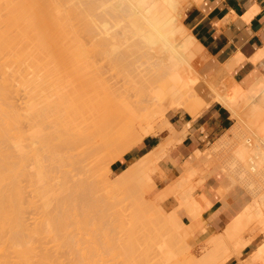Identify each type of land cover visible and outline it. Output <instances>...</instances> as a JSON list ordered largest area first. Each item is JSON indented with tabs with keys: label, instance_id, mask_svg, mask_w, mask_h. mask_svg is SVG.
I'll return each mask as SVG.
<instances>
[{
	"label": "rangeland",
	"instance_id": "rangeland-1",
	"mask_svg": "<svg viewBox=\"0 0 264 264\" xmlns=\"http://www.w3.org/2000/svg\"><path fill=\"white\" fill-rule=\"evenodd\" d=\"M53 1L51 0L52 4H54ZM60 1L62 2V0H57V3L55 2L57 5H54L63 9V5H66V3L68 2V4L65 6V8L67 7V10L65 9L64 12V10L61 9L62 16L65 14L69 17L70 13L68 10H71L72 18L73 15H76L77 17L83 19L84 22H81V25L76 23L75 25H72L79 18H73L75 19L74 21L71 17H69V25H72L69 31L72 30L71 28H78V26L76 25H79L80 30L82 29L83 31H80L79 28L78 31L77 29H73L72 34L77 32L75 34L79 36L82 35L83 32L85 33V31L88 33L89 27L91 26L90 23H92V19L89 18L91 22L89 21V19L87 20L88 13H86L87 5L85 4V2L84 6L86 7H83L84 9L81 10V4L83 3H79V5H76L78 4L77 1H75V3L77 2L75 4L74 0H63V3L66 1L67 2L65 4L62 3V5L60 4L62 6L61 7L58 6V3H61ZM71 1L72 3H70ZM179 2L181 3V0H179ZM45 6L46 5H44L43 7L46 11L44 9L43 11H45V13H49L50 8H47L48 6ZM80 6L81 8H79ZM78 11L80 12L77 15ZM180 15L181 11L179 14V24L181 23L184 31L183 35L181 36L177 34L180 38H178L177 35H174L179 39L178 42H182L181 40L183 39L184 41H186L185 39L190 36L189 31L181 22ZM81 16L86 18V20ZM71 20L73 21V23L71 22ZM80 21L78 22L80 23ZM84 24L86 25L87 29L85 28ZM84 29L86 30L84 31ZM79 31L81 33H79L78 35ZM72 34L70 33L69 36H71V39H74L76 36H73ZM83 35L86 36V33ZM72 44L73 43L71 42V44L69 43L65 45L67 46L69 51L72 50ZM187 46L188 47L187 49H185V54L192 56L190 60L191 62H189L191 64L190 67L193 66L192 70H189L191 68L189 66L188 68L185 63H182V65H180V68L183 67L187 72L180 75V78H170V76L167 74V72L170 70V66H168L164 71V77H161L163 75L162 70L160 71V77H157L158 75H154L151 77L156 83H158L155 84V82L152 80L153 83L151 84V88L153 86V88L155 87V90L151 94L152 96H154V93H156L157 91L156 94L157 96H159V99L162 98V96L158 94L159 92L156 86L159 85V83H162V81L164 82L169 79V85H171L172 87L178 86V89L182 90L180 91L178 97L171 96L167 99L168 101H164L167 102L165 104V107L166 105L168 107L167 110H164L166 112L163 113V110L161 111L163 115H156L158 114L157 112L153 120L147 119L141 121V125L133 132V136L135 137L136 135H139L137 136L139 139L137 137L133 138L131 136V130L127 128V125H125L123 119L124 114L117 109L111 110L108 113H103L105 123L107 124V126H105L107 130H105L104 132H99L100 128H94L93 123L88 119L87 115H81L74 110L73 103L75 101V96L79 95L81 97L83 93L87 91V84H89L86 75L83 74V70L80 71L79 75L74 71H72V74H68V72L64 73L62 72L64 66H62V64L57 61V74L59 75L58 80H53L51 77H46L41 74V85L44 87V90H42V92L40 93L39 99L34 97V99H38V101L34 100L33 96L32 99L30 98L31 100H34V103L29 101L31 91L25 92L29 91V88L31 90V87L28 86L30 84H26L21 87L19 86L20 90L18 89L17 95L12 96V101L13 104L15 103L14 105L16 108H21L26 113L25 118L21 124L22 132L25 136L29 133L27 126L31 124V120L33 119L31 117L30 111L28 110L35 107H32L33 104L37 105L38 103L41 110L40 131L42 135L46 133V141L48 144L46 148L43 149L42 145H44V138H42L43 140L41 139L42 143H40V140L39 143L35 142L36 145H34L35 138L32 135H29L32 132L28 134L29 136L27 135L28 138H30V136L31 138H34L32 139L34 140L33 144L32 142L31 144L33 145V148L35 147L34 149H37V153L40 154L42 166L41 190H39L41 193L36 194L37 192H34V189L32 188L33 186L27 178L29 176H26L28 174L27 172H29L28 170H26L27 172L25 171L26 178H24L23 180V190H21L23 191L22 194L24 201L22 209V214H24L22 218L24 220L25 230H23V232H25L26 230L30 232V229H33L36 223L37 226L34 227L35 231H37V233L41 231L40 234H37L33 231L34 229L32 230V233L34 232L35 234L41 236V240L40 236H35L30 241L29 237L31 234L26 233L28 235L27 236L23 233V239L26 241V238H28V240L30 241L28 242V244L30 243L29 248L31 249V246H33L31 249L32 252H29L34 253L37 250L35 253H40L41 251L42 256L44 255V253L48 252V247H50L48 240H50V237H47L46 229L49 232V229L54 227V229H52L54 231V235L52 234V232L50 233V236L53 235L54 238H56L54 239L55 245L50 242L51 246H54L51 247V249L49 248V252L47 254H50L52 256L55 264H218L223 259H212V250H222L223 257L229 256V250L224 251L222 248L213 247L212 245V243H216V241L220 239L222 230L225 229L226 225L223 227H219L218 229H216V231L212 230V228H206L202 224L200 218L198 219L196 213L199 212L200 215L201 211L209 205L210 201H206L207 198L203 194H201V200L198 198L196 199L193 194L197 185L202 180H204V178L206 177L205 175L207 173H210L212 170L216 169L224 175H226V173L231 174L232 172L233 176L237 177L235 176V174H237V171L233 167L240 166L242 161V159L240 161V157H238L237 155V146H239L240 144L243 145L242 142H245L248 145V147L246 144V146L243 145L244 148H247L246 151L248 150L249 152V149H252L250 153L253 154L257 151H260L262 147L258 143V137H264V125H255L256 128L258 127L260 129L254 130L256 129L254 126L251 128L250 124L245 125L246 123H248L245 116L242 118V116L236 115L238 117H236V123H238V129L236 131L237 133H239V137L232 136L225 144L221 143L217 145V143L215 142L208 144L205 150L199 152L201 158L198 163H195L194 165L192 163L187 164L184 167L182 173L179 175L182 178H180L179 176L176 177L174 181L170 182L164 189L161 190H159V188L164 185L165 178L164 173L157 162L151 168V171H149L151 172L150 174L152 176L150 181H145L139 176H135V174L133 173V171L149 157V153L152 150L147 152L144 156H141L140 159L129 165L121 172H118L119 170L110 169L111 163L121 157L122 154H124L129 148L135 145L140 140V138L145 135L144 133L146 132V130H149L150 132L160 131L158 136H160L162 134L161 132L165 130L169 131V133L176 132L167 119L172 109L180 108L183 110H187L186 107L190 104H188L187 102L192 101L191 104H194H190L188 108L191 111L190 113L195 114L197 113L195 110L198 111L200 109V107L198 106H203L204 103L201 94L199 93V89L201 90V87L197 84L198 79H201L200 73H198L200 55L199 49L197 48V44L195 43L194 39ZM53 57H55V59L57 60V54H54ZM101 63L103 62L100 61L99 64ZM117 69L120 71L119 76H122V71H132L134 68L127 66L126 64H118ZM193 69L195 70V72L193 71ZM6 70L9 69L7 68ZM189 71H191L192 74H190L192 76L197 75V77L195 76L196 79L194 80L196 81L195 86L193 85L195 83L194 81H190V83L187 84L189 79L186 78L189 75ZM42 72H44V69L42 70ZM166 75L169 77L165 79ZM130 77L134 79L133 75H131ZM188 77L192 78L190 75ZM17 79L18 78L14 80V83L19 84L21 81ZM170 80L173 81V84H171ZM176 80L177 82H175ZM188 85H190V87ZM211 85L213 88V84ZM25 86L27 87V90H25ZM192 86H194L197 90H195ZM186 88L187 90L191 88V90L186 91ZM193 89L195 91H193ZM23 92H25V94H23ZM184 92L186 94L189 92V95H186ZM28 94L29 97H26L28 96ZM239 96L241 97L242 95ZM193 97L195 98L193 99ZM238 97L233 98V102H237V100L240 98ZM25 98H28V100ZM182 99L184 101H182ZM188 99H190L191 101H188ZM240 99L241 101L243 100L242 98ZM24 102L26 103V105L23 108V104H25ZM29 102L31 103V106ZM51 104H55V109L51 106ZM174 104L177 107H175ZM27 105H29L28 108ZM246 107V102H243L239 105L238 110H240L242 115ZM256 113L258 112L256 111ZM256 113L254 114V111L252 112V118L254 120L252 123L254 124H258L260 118L262 117L260 113ZM27 115L29 118L26 117ZM29 121L30 124H28ZM30 127L32 128V124L30 125ZM30 127L29 130L31 129ZM236 131L234 132L236 133ZM179 138L180 137H178L176 140H179ZM174 139L175 138L170 139L168 147L174 141H176ZM30 141L25 142L31 145ZM163 141H161V143H159L154 148L155 151L167 145L164 144ZM25 142L24 145L26 146ZM9 143H11V141ZM37 144L39 145L37 146ZM251 144L252 146L254 145V149L252 148ZM32 145L30 146V148H26L25 146H23L24 153L26 151L28 153H33V150L31 149ZM36 146H40L39 149ZM44 150H46L45 155H43ZM162 153L159 155V159L163 156L164 153ZM250 155L252 156V154ZM232 157H237L236 159H239V162L231 161L233 163V170H231L230 172L228 164L230 163L229 161ZM238 163H240V165ZM221 168L224 169L221 170ZM223 170H225L224 172L226 173H224ZM129 172L132 174H130ZM134 172L138 174L137 171ZM263 173L264 172L257 175L259 179L257 178V176H252L251 179L253 183L248 184L247 182H238L240 184L238 189L241 187L244 190V192L240 193V195L246 198V203L251 204L249 210L247 211L248 215L251 218V222H249L250 224L248 227L249 231H244L243 236L247 237L250 235L245 239L246 242H251L255 238L254 245H257L260 240L264 239ZM224 180L225 182H222V184H218V187L216 188L222 191L221 192L220 190H216V192H219H217L219 195L220 192L223 195L228 193L226 192V190L228 189L230 184L228 183V180ZM258 180L260 181L259 183L261 185L258 183ZM249 181L252 182L251 180ZM27 182L28 184H30L27 185ZM234 182L231 186H234ZM68 184H70L72 187L69 186V188H67ZM74 184L76 186H74ZM172 188H174V190ZM54 194L56 196L55 199L53 197H50L54 196ZM169 195H173L176 198L177 206L183 205L187 207V204H185L187 198L188 200H198V203L196 204L193 201L192 209L190 211H186L187 209L185 210L190 217L189 222L184 223L176 213L175 209H168L165 207V205L163 204V199ZM53 199L56 201V206H52L54 204H51L52 201L54 202ZM52 207L57 210L56 214L55 209L53 210ZM48 210L52 215L48 213ZM193 210L196 212H194ZM54 214L57 216H55ZM50 216L54 217V220L53 218H48ZM258 216H260V218H262L263 220L261 219L262 221L260 220L258 222V220L260 219H258ZM33 217L37 220V222H35L36 220L33 219ZM50 219L53 220V222L56 221V223H51L52 227L49 228L48 225L50 224ZM47 221L49 222V224L47 223ZM52 224H54L55 226ZM25 225L30 229H26ZM186 231H188L189 237L187 236L185 239H183L182 234H184ZM34 235H31V237ZM36 237H38V239H35ZM33 239L36 240L35 243L33 242ZM37 243L41 245V248L39 247V245H35ZM34 245L36 247L38 246L37 249L34 248ZM45 248L47 249V251ZM38 249L40 251H38ZM251 253L248 258L249 262H251Z\"/></svg>",
	"mask_w": 264,
	"mask_h": 264
},
{
	"label": "bare ground",
	"instance_id": "bare-ground-1",
	"mask_svg": "<svg viewBox=\"0 0 264 264\" xmlns=\"http://www.w3.org/2000/svg\"><path fill=\"white\" fill-rule=\"evenodd\" d=\"M56 1H53L54 4L57 3ZM75 1H77L78 4H76L77 2L75 3ZM66 2L63 3L62 0L61 3H58V6H61L62 3L65 4ZM84 2L87 5V12L85 11L86 13H88V17L86 16L87 20L89 18L92 19V23H90L91 21L89 19V23L91 24V26L89 27V31L87 30L88 33L85 31L87 28L84 24L86 28L84 29L86 36L83 35L85 34L84 32L82 33L83 36L79 35V33H81L80 31L83 30H80V26L76 25L80 30L78 32L79 36H77V34H75L77 32H73L74 34H72L73 29H77L78 31V28L76 26V28H71V32L69 31V29L72 25H75V23L81 25V22H84L80 17L73 15V18L79 19H77V21L74 22V24H72L71 26L69 25V17H71L72 15L71 10H68L70 13L69 17L64 13L63 16L61 15L62 10H64L65 12V9L67 8H65V6L68 4V2L66 3V5H63V9L57 7V4H52L51 0H0V264H55L52 256L50 254H47L49 252V248L51 249V247L55 245L54 239L56 238H54V231L52 230L54 229V227L50 228L52 227L51 223H56V221L53 222L54 217H48L53 218V220L50 219V224L47 221V223L50 225H48V227L50 228H48L49 232L46 229L47 237H50V240H48L50 247H48L47 245L48 252L44 253L43 256L39 249L38 251H40V253H35L38 247H36L35 245H39L38 243L34 245V248H36L35 252L33 249L34 253H31V249L33 246H31L30 249V243L28 244V242H30L32 238H34L35 236H40L37 234H40L41 231H38L39 233H37V231H35L34 229V227L37 226V223L34 227L32 226L34 230L26 227L25 225L26 229L28 228L31 230V233L28 230H26L27 232H23V230H25L24 220L22 218L24 214H22L24 201L22 194L23 191L21 190H23V180L24 178H26V170L29 171H26L28 173L26 176H29L27 178L31 182L34 192L36 191V194L41 193L39 191L41 190V159L40 154L37 153V149H34L35 147L33 148L32 144L34 140L32 139L35 138L34 143H39L40 140L44 138V145H42L43 149H45L48 144L46 141V133L42 135L40 131L41 110L38 103L37 105H32V107L35 106L31 108L32 110L30 109V107V110H28L30 111L31 117L33 119L31 120L32 128L30 127V121L28 122V124L30 125L27 126L29 133L32 132L33 134H28L32 135L34 138H31V136L30 138H28V134L26 136L23 134L21 124L25 118L26 113L23 109L16 108L14 105L15 103L13 104L12 101V96L17 95L19 86L21 87L26 84H30L28 86L31 87V90L29 88V91H25L27 90V87L25 86L26 89L24 91H31L30 97V93L26 97H29V101L34 103L33 101H38L40 93L42 92V90H44V87L41 85V74L46 77H51L53 80H58L59 75L57 74V61L60 62L62 66H64L62 70V72L64 73L68 72V74H72V71H74L79 75L80 71L83 70V74L86 75L89 84H87V91H85L81 97L79 95L75 96V101L73 103L74 110L81 115H87L88 119L93 123L94 128H100L99 132H104L105 130H107V128L105 127L107 126V124L105 123L103 113H108L111 110L117 109L124 114L123 119L125 125H127V128L131 130V136L133 138H136L139 135H136L134 137L133 132L141 125V121L147 119L153 120L157 112L158 114L156 115H163V113L166 112L164 110H167L168 107L167 105L165 107V104L167 102L164 101H168L167 99L171 96L178 97L180 91L182 90H179L178 86L172 87L171 85H169V79L164 82L160 80L162 81V83H159V85L156 86L159 92L158 94L162 96V98L159 99V96H157L156 94L157 91L156 93H154V96H152L151 94L155 90V87L153 88L152 86L151 88V84L153 83V79L151 77L154 75H158L157 77H160L161 70L163 71V75L161 77H164V71L168 66H170V70L167 72V74L170 76V78L177 79V77L180 78V75L187 72L183 67L180 68V65H182V63H185L187 67H190L191 65L189 62H191L190 60L192 56L186 55L185 49H187V45L193 41V38L191 36H188V38L185 39L186 41H184L183 39L181 40L182 42H178V38L180 37L177 34L181 36L183 35L184 31L181 23L179 24V14L181 11L179 0H74V3L76 5H79V3H83L81 4L82 8L81 6L79 7L81 8V10L84 9L83 7H86L84 6ZM70 3H72V1ZM44 5L48 6L47 8H50L49 13H45L46 10L43 7ZM43 9L45 11H43ZM79 12L80 11L77 12V15L79 14ZM84 19L86 20V18ZM111 19L114 21H112ZM73 20L75 21V19ZM78 21H80V23ZM71 22L73 23L72 20ZM68 32H70L73 36L75 35L76 37L74 39H71V36H69L70 33ZM174 35H177L178 38H176ZM71 42L73 43V47L71 45L72 50L70 48L71 51H69L67 46L65 45L69 43L71 44ZM54 54H57V60L55 59V57H53ZM100 61L103 63L99 64ZM118 64H126L127 66L133 67L134 69L132 71L124 70L122 71L124 74L122 73V76H119L120 71L117 69ZM7 68L9 70H6ZM190 68L191 69L189 70H192L193 66H191ZM43 69L44 72H42ZM193 71L195 72L194 69ZM188 73L192 78H189V75L187 76L186 79H189V81L187 80V84L190 83V81L193 82L197 77V75H195L196 77L194 75L192 76L191 71H189ZM131 75H133L134 79L130 77ZM169 76L166 75L165 79ZM16 78L21 81L19 84L14 83V80ZM175 82H177V80ZM194 82L195 83L193 85L195 86L196 81ZM155 84L158 83L155 82ZM171 84H173V81H171ZM188 86L190 87V85ZM191 88L188 89L191 90ZM194 89L193 91L197 90ZM185 90L189 91L187 90V88ZM25 92H23V94H25ZM236 93L231 95H227L228 93H224V96H221L219 94L217 95L222 101L224 100V103L229 101L228 106L230 105V103H232V105L233 103H235L232 100L233 98H237L242 94L243 96L240 97L243 99L242 101L245 103L248 100V98H246L247 96H245V93L241 92L242 94L240 93L239 95H236ZM32 96L33 99L34 97L38 99L31 100ZM194 98L195 97H193V99ZM25 99L28 100V98ZM190 99H188V101ZM182 101L184 100L182 99ZM191 102L187 103L191 104ZM190 104L186 107L187 110H189L188 107L190 106ZM193 104L194 103H192L191 105ZM251 104L252 109L249 108L252 110H250L251 113L253 111L254 114L256 113V111L260 113L262 112V110H264L260 109L264 107V88L261 92L260 99L255 103H253L252 100ZM25 105L26 103L23 104V108ZM28 106L29 105H27V108ZM51 106L55 109V104H51ZM198 107L201 108V106ZM232 107H234V105ZM161 111L163 113H161ZM195 111L197 112V110ZM189 112L191 111L189 110ZM26 117H28V115ZM29 127L32 131L29 130ZM159 133L160 131L150 132L149 130H146L144 134L147 135ZM12 140H14L15 142ZM42 140L40 143H42ZM10 141L12 144L9 143ZM25 141H30V144L32 142L31 149L33 150V153H28L26 150V154L24 153L23 146H25ZM26 142L25 147L30 148L31 145ZM258 143L262 148L259 146L261 148L260 151H257L254 154L250 153L252 149H249V152L248 150L246 151L247 148H244V146H246L247 144L245 142H242L244 146L240 145L241 147L239 146L237 148L238 153H236L238 157H240V161L242 159L241 165L240 163H238L240 166L238 168L235 167L237 169L240 168L237 173V178L239 179V181L247 177L252 181V176L254 177L264 172V137H258ZM34 145H36V143ZM38 145L39 144H37V146ZM39 147L37 148L39 149ZM167 149L168 145L163 146L156 151L154 149H152V151L150 150L151 152L149 153V157L134 170L137 171L138 174L133 171L135 176L137 175L145 181H150L152 176L150 174L151 172L149 171H151V168L154 166V164L158 162L159 155L162 152L165 154L167 152ZM45 151L46 150H44L43 155H45ZM248 153L252 154L253 157ZM186 165L187 164H183V169ZM222 169L224 168H221V170ZM224 171L225 170H223V172ZM226 175H224V177H226L227 180H229L231 184H233V182L235 181V178L232 177L233 174L226 173ZM240 182L242 183V181ZM259 182L260 181L258 180V183ZM251 183H253V181ZM26 184L29 185L30 183L28 184L27 182ZM69 186L72 187L70 184H68L67 188H69ZM74 186L76 185L74 184ZM174 188L172 189L174 190ZM54 196L50 197H53L55 199L56 196ZM221 197L224 200V203H227L230 200V197L225 194ZM207 200L208 199H206V201ZM193 201L195 204L198 203V200H188L187 198V201L185 203L187 204V207L184 206L185 210L187 209L186 211H190L192 209ZM52 202L51 204H54L52 206H56V201L54 200V202ZM52 209L54 210L55 208L52 207ZM48 213L51 214L49 210ZM56 213L57 210L55 209V214ZM196 214L199 219V212ZM236 217L237 218L235 219V221H232L233 225L231 226V228H229V231H227V233H225V229V234L231 236L239 235L246 229V227H248V225L250 224L249 222H251V218L245 217L242 213ZM259 218L260 216H258V219ZM33 219L35 218L33 217ZM261 219L262 218H260L258 222ZM35 222H37V220ZM228 227L230 226H227L226 228L228 229ZM32 230L37 234H35L34 232L32 233ZM23 233L35 235L32 237L30 235V241L28 240V238H26L25 241L23 239ZM50 233L53 234H51L53 237L50 236ZM187 236L189 237L188 231L182 234L183 239H185ZM38 237H36L35 239H38ZM223 237L221 235L220 239H218L216 243H212V245L213 247H220L224 251H226L230 248L226 243L228 240H226V242L223 241L227 236L225 235ZM35 241L36 240H34L33 242L35 243ZM50 242L54 245L51 246ZM26 243L28 244V246ZM40 246L41 245H39V247ZM256 250L257 252L255 254L254 260L264 264V240L256 246Z\"/></svg>",
	"mask_w": 264,
	"mask_h": 264
},
{
	"label": "crops",
	"instance_id": "crops-1",
	"mask_svg": "<svg viewBox=\"0 0 264 264\" xmlns=\"http://www.w3.org/2000/svg\"><path fill=\"white\" fill-rule=\"evenodd\" d=\"M180 7L181 22L194 39L200 53L198 73L201 79H198L197 84L201 87L199 93L204 105L196 114L186 109H172L167 119L177 133H169L165 130L160 136L159 134L144 135L110 165V169L121 172L154 149L161 141L164 140V144L168 145L170 139L176 140L180 137L168 147L167 152L157 162L165 178L164 185L159 190L164 189L182 173L183 164L198 163L201 158L199 152L205 150L208 144L214 142L225 144L232 136L239 137L236 131L238 128L236 115L242 118L245 116L248 121L245 125L250 124L251 128L255 125H264V110H262L264 107L260 108L262 117L258 124L252 123L254 120L251 113L252 100L253 103L258 101L264 88V0H181ZM234 92H237L236 95L243 92L248 98L243 115L238 110L239 105L243 103L240 96L232 107V103L228 106L229 101L224 103V100L222 101L217 95L222 96L224 93L231 95L235 94ZM234 111H237V114ZM258 129L260 128L254 130ZM231 161L239 162V160L235 157L230 159L228 165L233 170ZM237 168L235 170L238 173L240 168ZM205 176L197 185L193 196L200 199L203 194L210 201L199 216L206 228L216 231L226 225L225 233H227L236 216L242 213L250 218L247 211L251 204L246 203V198L240 195L244 190L241 187L238 189L240 184L237 177L232 176L237 178V181L234 179V186H231L229 180L227 181L230 185L225 195L229 196L230 200L224 203L221 197L223 194L220 193V196L216 188L227 178L216 169ZM247 179L248 177L240 181L251 183L250 178ZM163 204L168 209H175L184 223L190 221L185 207L177 206V200L173 195L164 198ZM227 226L230 227L227 229ZM248 227L244 231H249ZM225 229L222 230L221 235L229 237L223 240L225 242L228 240L226 243L230 248L229 256L223 257L222 250H212V259H223L218 264H262L254 258L257 252L256 246L264 239L254 245L255 238L251 242L245 241L250 235L243 236L244 231L239 235L231 236L224 233ZM250 253L251 262L248 260Z\"/></svg>",
	"mask_w": 264,
	"mask_h": 264
}]
</instances>
